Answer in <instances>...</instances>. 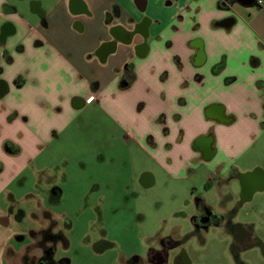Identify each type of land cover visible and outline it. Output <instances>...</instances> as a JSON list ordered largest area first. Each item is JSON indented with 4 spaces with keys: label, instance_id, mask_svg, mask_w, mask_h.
Listing matches in <instances>:
<instances>
[{
    "label": "crops",
    "instance_id": "crops-1",
    "mask_svg": "<svg viewBox=\"0 0 264 264\" xmlns=\"http://www.w3.org/2000/svg\"><path fill=\"white\" fill-rule=\"evenodd\" d=\"M100 117L113 141L102 149L137 170L142 188L193 182L186 207L213 191L237 196L233 184L253 175L264 183V0H0V201H10L0 204V264L12 262L11 239L34 231L18 225L13 185ZM248 226L264 232V184L221 231L234 247ZM148 245L137 257L163 264L162 246Z\"/></svg>",
    "mask_w": 264,
    "mask_h": 264
},
{
    "label": "rangeland",
    "instance_id": "rangeland-1",
    "mask_svg": "<svg viewBox=\"0 0 264 264\" xmlns=\"http://www.w3.org/2000/svg\"><path fill=\"white\" fill-rule=\"evenodd\" d=\"M100 118L102 123L92 120L83 126V135L72 136L71 147H47L38 165L24 175L25 181L11 188L20 198L12 209L21 214L19 227L34 230L20 236L22 240L9 241L12 248H8L6 258L11 264H21L27 246V255H37L42 230L50 227L62 237L56 242L54 260H67L68 264H127L129 257L146 254L149 236L165 237L177 227L192 231L187 220L192 208L186 207V200L193 196V182L163 180L155 188H142L137 170L130 171L116 150L109 153L102 149L104 138L108 143L113 141L110 121ZM118 144L121 146L120 141ZM73 155L82 158L71 161ZM196 185L199 194H206L200 184ZM233 186L240 195V184ZM210 197L211 204L220 207L215 191ZM3 202V206L10 203ZM228 205L234 206L231 202ZM8 221L2 218L0 225L7 227ZM227 232L216 229L185 240L181 249L188 254L187 264H264L256 250L238 259Z\"/></svg>",
    "mask_w": 264,
    "mask_h": 264
},
{
    "label": "flooded vegetation",
    "instance_id": "flooded-vegetation-1",
    "mask_svg": "<svg viewBox=\"0 0 264 264\" xmlns=\"http://www.w3.org/2000/svg\"><path fill=\"white\" fill-rule=\"evenodd\" d=\"M254 176V175H253ZM250 177L248 181L244 182L241 185L240 191L241 194L227 195L226 197L220 199V205L226 206L230 202L234 204V208L230 213L220 214L214 208V205L211 204L210 200H207L203 197H194L192 200V214L190 216V225L192 227V231L189 230L187 235L183 239H175L172 234L161 237L152 235L147 238L146 242L150 245H154V243H159L162 246V251L159 254V260L163 264H172L174 261H171V257L177 253V259L181 260L182 263H189L188 254L181 249L185 240H188L194 237L197 233L207 234L212 230H221L222 228L229 229L231 221L233 219L234 212L243 204L244 200L247 198L252 199L253 194H255V190L263 186V181L260 179ZM254 192V193H253ZM260 228V227H259ZM256 229L254 226H248L244 232H239L237 235V240L233 249L235 255L239 257L246 256L251 250L254 248L263 249L264 248V232L263 230ZM22 240L21 237H17ZM62 237L55 234L52 231V227L47 230H42V238L38 242V250L37 255L31 256L27 255V249L25 254L22 256L20 263L21 264H68L67 260H62L59 263L54 260L56 256V242L60 240ZM240 242V244H239ZM239 244V245H238ZM252 246V247H251ZM150 250V249H149ZM127 264H145L139 257L132 256L129 257ZM240 264V263H239Z\"/></svg>",
    "mask_w": 264,
    "mask_h": 264
},
{
    "label": "water",
    "instance_id": "water-1",
    "mask_svg": "<svg viewBox=\"0 0 264 264\" xmlns=\"http://www.w3.org/2000/svg\"><path fill=\"white\" fill-rule=\"evenodd\" d=\"M11 26L10 25H7L4 30H3V33H2V40L4 37H6L9 33L8 32V29L10 28Z\"/></svg>",
    "mask_w": 264,
    "mask_h": 264
},
{
    "label": "built area",
    "instance_id": "built-area-1",
    "mask_svg": "<svg viewBox=\"0 0 264 264\" xmlns=\"http://www.w3.org/2000/svg\"><path fill=\"white\" fill-rule=\"evenodd\" d=\"M258 4H259V5H262V4H263V2H262V1H258Z\"/></svg>",
    "mask_w": 264,
    "mask_h": 264
},
{
    "label": "trees",
    "instance_id": "trees-1",
    "mask_svg": "<svg viewBox=\"0 0 264 264\" xmlns=\"http://www.w3.org/2000/svg\"><path fill=\"white\" fill-rule=\"evenodd\" d=\"M236 1L242 2L243 0H236ZM0 169H1V166H0Z\"/></svg>",
    "mask_w": 264,
    "mask_h": 264
}]
</instances>
